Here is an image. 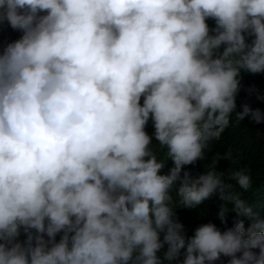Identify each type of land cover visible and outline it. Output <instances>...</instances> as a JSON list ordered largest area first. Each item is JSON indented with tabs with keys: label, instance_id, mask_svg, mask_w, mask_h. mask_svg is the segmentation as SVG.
Returning <instances> with one entry per match:
<instances>
[{
	"label": "clouds",
	"instance_id": "1",
	"mask_svg": "<svg viewBox=\"0 0 264 264\" xmlns=\"http://www.w3.org/2000/svg\"><path fill=\"white\" fill-rule=\"evenodd\" d=\"M5 22L22 34L0 47V264H264V221L186 237L174 218L214 195L222 224L229 204L254 217L216 170L230 152L181 172L233 114L264 122L236 112L241 72L264 73V0H0Z\"/></svg>",
	"mask_w": 264,
	"mask_h": 264
},
{
	"label": "trees",
	"instance_id": "2",
	"mask_svg": "<svg viewBox=\"0 0 264 264\" xmlns=\"http://www.w3.org/2000/svg\"><path fill=\"white\" fill-rule=\"evenodd\" d=\"M207 23L210 29L215 27L214 20L209 19ZM21 34L22 33L19 31L11 29L5 22L0 26V47L19 39ZM251 39V37L248 38L249 42ZM245 104L253 110L259 109L264 113V73L251 74L241 72L240 90L236 95V112L242 111V106ZM145 131L153 136L154 128L151 119L148 121ZM153 149L158 159L165 158V150L158 146V141L156 140ZM217 152L221 154L224 152L231 153V160L220 159L216 165V170L224 174L222 179L233 184V191L241 194V199L245 200L247 206L251 207L254 217L238 216L235 211L231 210L233 205L229 204V211L225 217L226 223L222 224L217 218V213L222 203L217 196L214 195L195 208H184L177 198L175 202L174 218L183 224V234L186 237L192 236L197 226L208 222L214 223L223 231L226 227L234 226L237 220H242L245 224V228H247L254 219L264 221V122L257 124L249 117H245L244 120L237 122L235 114H233L230 117L229 125L225 128L220 139L212 142L211 151L205 150L206 159L202 161L198 160L195 165L185 166L181 172V176H183L184 172H188L190 177L196 178L200 174L205 173L207 171L205 165L210 166L211 157ZM172 166V162L169 160L164 169H162V173L166 174L168 169ZM229 170L232 172L244 171L249 175L252 181L250 189L245 191L239 187L235 180H229ZM176 187H179V181L176 182ZM172 195L174 197L176 196L175 190H173ZM60 235L61 234H57L56 236L57 242L60 239ZM18 239L21 242L25 239L23 230H21V235ZM45 239H47L46 236ZM166 250L167 245L161 249L158 255L162 256L163 252ZM228 259L229 258L222 256L221 259L214 262V264H227ZM182 260L183 250L181 256L177 260L171 262L166 261L165 264H180Z\"/></svg>",
	"mask_w": 264,
	"mask_h": 264
},
{
	"label": "rangeland",
	"instance_id": "3",
	"mask_svg": "<svg viewBox=\"0 0 264 264\" xmlns=\"http://www.w3.org/2000/svg\"><path fill=\"white\" fill-rule=\"evenodd\" d=\"M148 133V132H147ZM149 134V133H148ZM149 136H151L150 134H149ZM154 144H155V140H154V138L152 139V146L154 147Z\"/></svg>",
	"mask_w": 264,
	"mask_h": 264
}]
</instances>
